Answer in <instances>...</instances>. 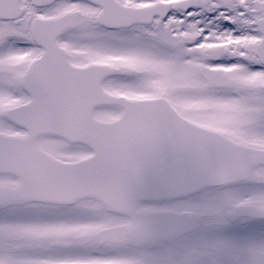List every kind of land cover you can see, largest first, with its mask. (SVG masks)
<instances>
[{
    "label": "snow or ice",
    "instance_id": "snow-or-ice-1",
    "mask_svg": "<svg viewBox=\"0 0 264 264\" xmlns=\"http://www.w3.org/2000/svg\"><path fill=\"white\" fill-rule=\"evenodd\" d=\"M0 264H264V0H0Z\"/></svg>",
    "mask_w": 264,
    "mask_h": 264
}]
</instances>
